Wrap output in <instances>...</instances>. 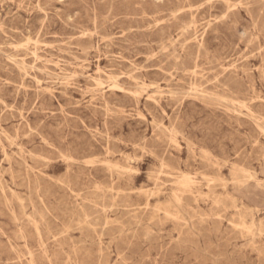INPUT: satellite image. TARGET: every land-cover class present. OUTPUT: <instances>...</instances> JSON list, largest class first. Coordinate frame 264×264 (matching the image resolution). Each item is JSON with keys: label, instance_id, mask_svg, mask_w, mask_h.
Wrapping results in <instances>:
<instances>
[{"label": "rangeland", "instance_id": "obj_1", "mask_svg": "<svg viewBox=\"0 0 264 264\" xmlns=\"http://www.w3.org/2000/svg\"><path fill=\"white\" fill-rule=\"evenodd\" d=\"M0 264H264V0H0Z\"/></svg>", "mask_w": 264, "mask_h": 264}, {"label": "bare ground", "instance_id": "obj_2", "mask_svg": "<svg viewBox=\"0 0 264 264\" xmlns=\"http://www.w3.org/2000/svg\"><path fill=\"white\" fill-rule=\"evenodd\" d=\"M112 78H114V77H112ZM117 83H118V82H117ZM100 84H101V83H100ZM113 85H114V84H113ZM115 85H116V87H117V84H115ZM100 86H101V85H100ZM116 87H115V88H116ZM118 88H119V87H118ZM184 181H186V179H184ZM184 183H185V182H184ZM186 184H187V183H186Z\"/></svg>", "mask_w": 264, "mask_h": 264}]
</instances>
